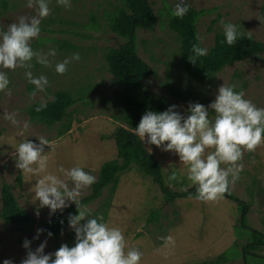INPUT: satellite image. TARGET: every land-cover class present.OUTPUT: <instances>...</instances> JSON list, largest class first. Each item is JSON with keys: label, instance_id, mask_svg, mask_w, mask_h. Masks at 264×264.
Returning a JSON list of instances; mask_svg holds the SVG:
<instances>
[{"label": "rangeland", "instance_id": "1", "mask_svg": "<svg viewBox=\"0 0 264 264\" xmlns=\"http://www.w3.org/2000/svg\"><path fill=\"white\" fill-rule=\"evenodd\" d=\"M124 1L70 0V6L64 7L57 0H50L49 15L41 20L40 35L31 41V46L45 54L55 49L56 55L48 56V65L37 63L34 57L30 69L19 66L0 69L8 73L10 80L8 89L0 91V213L1 189L7 183L13 186L20 206L37 221L33 227L21 228L5 224L0 218V264L4 259L20 264L28 251L22 246L25 239L31 241V250L45 239V253H53L56 248L45 233L33 239L37 229H44V222L52 214L47 207L39 209V216L35 214L39 202H32L31 191L36 177L15 167L13 153L19 142L26 138L35 142L38 137L45 138L50 145L45 146L48 168L41 175L55 174L68 183L71 181L59 172L60 166H80L97 181L102 165L117 159L114 132L125 123L118 102L121 90L112 84L106 55L125 41L112 28V19L123 9ZM148 1L157 24L153 31H137V53L154 72L144 81L148 90L172 100L185 115L190 102L205 106L212 102L222 83L234 85L235 90L243 91L246 99L264 108V53L227 67L210 81H197L184 69L179 36L169 27L175 0ZM186 2L190 8L203 12L197 26L200 41L208 50L216 35L223 33L221 21L232 22L240 34L264 43V0ZM32 15L35 7L28 8L27 0H0V29L7 28L20 16ZM73 53H79L80 59L70 62L67 71L58 74L55 65L70 59ZM28 70L33 76L47 77L49 83L43 92L36 91L29 83L25 77ZM59 91H67L76 99L63 122L70 129L62 136H59L62 125L47 126L31 119L28 113L31 105L48 102ZM212 111L209 109L210 119L215 117ZM5 113L15 114L18 124L14 126L4 119ZM143 144L160 162L165 175L175 170L179 182H186L184 190L194 186L187 180L186 166L178 156L155 145ZM211 150L206 149L205 155ZM238 163L242 164V171L229 188L249 204V225L264 234V143L252 151L245 150ZM92 186L82 189L81 200L90 194ZM107 196L105 192L99 201L87 206L91 215L101 216V204ZM157 210L161 211L158 219L150 221ZM238 220L236 204L223 197L215 201L179 199L174 204L166 203L159 187L136 167L121 176L104 219L109 226L121 228L126 250L136 247L143 253L140 264H264L262 259L242 256V247L248 240L241 236ZM167 236L173 238V245L165 246L162 238ZM74 242V231L68 228L60 245L66 243L71 247ZM258 256L264 259V248Z\"/></svg>", "mask_w": 264, "mask_h": 264}, {"label": "clouds", "instance_id": "2", "mask_svg": "<svg viewBox=\"0 0 264 264\" xmlns=\"http://www.w3.org/2000/svg\"><path fill=\"white\" fill-rule=\"evenodd\" d=\"M50 0H27V7H35V15L20 16L7 28L0 29V69H15L17 66L30 69L31 61L48 65V56H55V49L40 53L31 46V41L41 32V20L49 15ZM64 7L70 6V0H57ZM189 10L186 0H175L172 15L183 18ZM224 43L234 45L240 35L237 26L232 22L221 21ZM192 54L188 56L190 63L195 64L198 57L207 55L208 49L194 44ZM80 59L79 53L65 58L55 65V71L63 74L72 61ZM29 83L36 91L43 92L48 85L45 75L38 77L25 71ZM10 80L8 73L0 70V91L8 89ZM41 104L36 111L42 110ZM177 105H169L164 111L145 110L133 132L140 141L155 145L162 151L174 153L186 166V178L196 186V198L202 201H215L228 190L230 183L239 177L242 171V159L245 150L252 151L264 143V108L257 107L244 97L243 91L235 90L234 85L222 83L215 98L207 106L190 102L183 114L177 111ZM209 109L213 110L214 119L209 118ZM4 119L14 126L18 124L15 114L5 113ZM25 127L27 125L25 124ZM38 142L23 139L15 147V167L23 173L36 177L32 186V202H39V209L47 207L50 214L63 211L70 203L76 206L75 214L69 213L67 223L74 231L73 246L61 244L53 253H45L47 240L42 241L35 250H31V241L25 239L22 246L27 249L26 258L20 264H140L143 253L136 247H128L120 227L109 226L102 216H93L87 205L81 203L82 189L96 182L91 172L80 166L71 168L59 167L65 179L46 173L48 157L45 146L49 142L38 137ZM206 149H212L205 155ZM172 163L169 164L171 166ZM35 165V167L33 166ZM221 165H227L222 167ZM177 179L173 170L169 180ZM63 223V222H61ZM42 233L47 237L52 232L37 229L33 239H39ZM165 246L175 242L171 236L163 237ZM2 264H13L4 259Z\"/></svg>", "mask_w": 264, "mask_h": 264}, {"label": "trees", "instance_id": "3", "mask_svg": "<svg viewBox=\"0 0 264 264\" xmlns=\"http://www.w3.org/2000/svg\"><path fill=\"white\" fill-rule=\"evenodd\" d=\"M203 12L189 7L183 18L171 16L169 27L179 36L180 56L184 69L190 77L197 81L207 82L227 67L246 61L264 53V43L255 41L247 35L240 34L237 42L229 46L224 43V36L217 34L213 46L207 55L198 57L195 64L190 63L188 56L192 54L194 44L203 47L198 22ZM157 24L156 14L148 0H125L123 9H120L112 19L113 31L125 41L118 48L109 50L106 60L112 75V84L121 90L118 102L122 110V120L125 126H120L114 132L117 149V159L102 165L98 180L93 184L90 194L81 200L89 206L99 201L105 192L108 196L101 204L100 214L105 219L108 215L114 193L117 190L122 175L132 171L134 167L145 177L150 178L157 185L166 203L174 204L179 199H197L196 186L186 190V182L177 179L169 180L165 175L160 162L151 154L133 132L145 110L164 111L169 105H176L162 94L148 90L144 81L153 75L152 68L137 53V31L145 29L153 31ZM46 104L40 111L36 108ZM76 104V99L67 91L57 92L53 99L45 103H34L28 108L31 119L47 126L62 125L59 136L69 131L64 127L68 111ZM177 111H180L177 107ZM173 186L174 189L171 187ZM223 198L236 204L239 212L238 230L242 237H247V244L242 247L244 259H262L258 256L264 248V234L249 225V204L237 198L228 188ZM2 207L0 218L8 225L29 228L37 224L36 219L20 206L13 186L7 183L1 189ZM75 204L63 211L57 210L49 221L44 222V229L51 231L49 237L55 242V250L60 247V240L69 228L67 217L75 214ZM160 210L151 215L150 221L158 219ZM63 222V223H61ZM46 234V233H45ZM55 252V251H54ZM223 255L218 259H222ZM204 264H209L205 262Z\"/></svg>", "mask_w": 264, "mask_h": 264}]
</instances>
